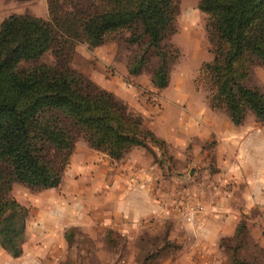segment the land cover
<instances>
[{
  "label": "trees",
  "instance_id": "trees-1",
  "mask_svg": "<svg viewBox=\"0 0 264 264\" xmlns=\"http://www.w3.org/2000/svg\"><path fill=\"white\" fill-rule=\"evenodd\" d=\"M198 5L209 16L214 53L201 72L212 85L211 107L226 110L236 125L248 110L264 121V93L246 84L251 66L264 64V0H199ZM179 13L177 0H99L78 13L54 6L51 21L14 14L0 24V236L13 255L22 253L19 241L29 214L12 195L13 185L42 189L62 183L74 150L68 123L92 148L116 160L143 146L161 163L150 143L163 157L169 154L168 143L144 128L143 118L123 100L61 62L64 50L76 41L96 47L128 31V41L142 46L130 72L139 74L155 56L153 80L165 88L179 53L165 40L177 32ZM50 51L59 57L57 65L39 62ZM53 150L63 158L60 167L50 159Z\"/></svg>",
  "mask_w": 264,
  "mask_h": 264
},
{
  "label": "rangeland",
  "instance_id": "rangeland-1",
  "mask_svg": "<svg viewBox=\"0 0 264 264\" xmlns=\"http://www.w3.org/2000/svg\"><path fill=\"white\" fill-rule=\"evenodd\" d=\"M98 2L99 0H0V24L14 14L33 15L51 21L54 6L78 13L80 10L95 7ZM177 2L180 7L177 32L166 39L165 44L178 49L179 53L173 60L171 80L167 87L158 88L154 83L153 72L159 63V59L155 56L139 74L130 72V65L134 58L141 54L142 46L128 41L130 35L128 31L122 30L114 34L112 39L96 47L84 41H76L70 48L64 50V58L61 62L68 63L72 69L96 86L123 100L134 115L143 118L146 129L148 124H153L151 122L156 116L165 114L169 120H178V115L186 117V113L193 117L183 119L189 122L188 127L200 129L203 126L202 117L212 111L214 113L219 111L215 120L220 126H225L229 114L224 109L211 107L209 97L212 94V85L201 74L203 65L214 59L208 31L209 16L200 10L199 0H177ZM59 61L55 51H50L39 59L40 63L50 65H57ZM31 64L33 63L25 65ZM246 84L264 93V64L256 63L251 66ZM197 115L199 117L194 118ZM67 125L72 132L74 150L71 156L67 157L63 178H66V172L76 149L88 143L78 127L69 123ZM241 125L257 127L259 128L257 131L264 129V121L260 120L252 110L246 112ZM198 137H200L198 134L194 136L190 148L184 153L172 154L169 149V154L163 157L160 150L158 159L161 160L164 175L175 177V180L173 181L172 178L171 181L176 184L178 182L181 187L200 189L214 181L220 172L215 154L217 145L215 137L212 136V139L204 144L203 149L199 148ZM150 146L156 147L153 143H150ZM50 159L55 161L54 164L58 167L63 160L61 154L55 150L50 152ZM169 166H171L170 170ZM68 183L70 181L66 182ZM60 185L55 188L39 189L19 182L14 183L12 195L29 209L26 232L19 241L22 248L19 256L13 255L8 241H4V236H0V264H122L126 241L129 239L111 231L108 239L116 244L115 262L107 263L103 259L106 256L105 251L100 255L102 259L96 255L98 248L94 240L74 227L68 228L66 232L65 241H74L66 263L53 257L50 260L45 255L42 247L44 223L42 218H38L37 211L44 205L48 206L49 203L55 205L58 203ZM257 216L258 214L255 215ZM240 224L242 227L239 235L233 239H224L220 246L222 250L215 241H211V257L220 259L221 261H217L219 264H264V225L255 223L254 227H248L246 218L242 219ZM51 234L57 237L58 232ZM161 234L160 238H145L146 241H136L131 245L128 248L130 255L126 256L128 262L131 258L129 264H188V247L191 241H168V236L165 241L161 240L164 232ZM76 242L83 245H79L77 249Z\"/></svg>",
  "mask_w": 264,
  "mask_h": 264
},
{
  "label": "crops",
  "instance_id": "crops-1",
  "mask_svg": "<svg viewBox=\"0 0 264 264\" xmlns=\"http://www.w3.org/2000/svg\"><path fill=\"white\" fill-rule=\"evenodd\" d=\"M218 112L202 117V129L188 127L183 119L192 115L187 113L186 117L178 115V120H169L165 114L156 116L147 126L176 155L188 150L197 134L202 149L215 137L220 172L200 189L181 187L173 182L175 177L171 181L146 147H134L120 160L88 143L78 147L59 187L58 203L37 211L44 223L45 255L66 263L74 243L65 241L66 232L74 227L94 240L101 259L106 252L103 259L107 263L115 262L116 253L115 242L108 239L110 231L129 239L122 264H129L128 248L136 241L160 238L163 232L161 240L167 241L168 236V241H191L188 264L221 261L211 257V241L220 248L224 239L236 238L244 218L248 227L264 225V129L236 125L230 116L220 126L215 120ZM152 148L160 156V149ZM54 232L57 237L51 234ZM75 245L79 249L83 243Z\"/></svg>",
  "mask_w": 264,
  "mask_h": 264
},
{
  "label": "built area",
  "instance_id": "built-area-1",
  "mask_svg": "<svg viewBox=\"0 0 264 264\" xmlns=\"http://www.w3.org/2000/svg\"><path fill=\"white\" fill-rule=\"evenodd\" d=\"M188 219H189V220H192V218H191L190 216L188 217Z\"/></svg>",
  "mask_w": 264,
  "mask_h": 264
}]
</instances>
